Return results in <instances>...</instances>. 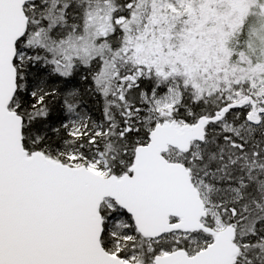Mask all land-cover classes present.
Segmentation results:
<instances>
[{
    "label": "snow or ice",
    "instance_id": "snow-or-ice-1",
    "mask_svg": "<svg viewBox=\"0 0 264 264\" xmlns=\"http://www.w3.org/2000/svg\"><path fill=\"white\" fill-rule=\"evenodd\" d=\"M0 264H264V0H0Z\"/></svg>",
    "mask_w": 264,
    "mask_h": 264
}]
</instances>
